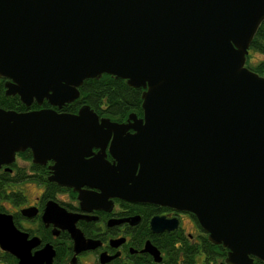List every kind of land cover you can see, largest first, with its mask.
<instances>
[{"label": "water", "instance_id": "obj_1", "mask_svg": "<svg viewBox=\"0 0 264 264\" xmlns=\"http://www.w3.org/2000/svg\"><path fill=\"white\" fill-rule=\"evenodd\" d=\"M263 19L264 0H0L5 95L60 108L102 74L141 89V116L125 123L87 105L0 108V165L28 149L34 163L54 162L48 179L81 205L183 210L226 250L223 264L264 263V76L245 66ZM33 244L0 213L1 249L47 263L51 252L30 254Z\"/></svg>", "mask_w": 264, "mask_h": 264}, {"label": "flooded vegetation", "instance_id": "obj_2", "mask_svg": "<svg viewBox=\"0 0 264 264\" xmlns=\"http://www.w3.org/2000/svg\"><path fill=\"white\" fill-rule=\"evenodd\" d=\"M36 106L31 110L52 108L61 112L49 105ZM104 158L112 161L107 147ZM53 163H34L26 149L0 165V173L10 176V182L0 188V213L10 216L26 241L35 240L30 254L44 247L46 255L51 252L47 263L42 264H182L186 247H195L194 264L201 263L205 254L201 241L206 233L191 213L116 197L81 205L78 192L48 179L53 174ZM29 186L34 193H29ZM80 189L88 194L99 193L86 185ZM154 219L158 220L152 227ZM225 255L224 249L218 264H223ZM0 264H18V260L0 248ZM252 264L264 263L253 258Z\"/></svg>", "mask_w": 264, "mask_h": 264}, {"label": "trees", "instance_id": "obj_3", "mask_svg": "<svg viewBox=\"0 0 264 264\" xmlns=\"http://www.w3.org/2000/svg\"><path fill=\"white\" fill-rule=\"evenodd\" d=\"M247 52L245 66L256 74L264 76V19L257 27ZM251 53H256L260 58L251 59ZM3 83L4 79L0 78V108L16 112L37 108L35 102L25 107L16 95H5ZM140 93V88L129 87L122 79L102 74L97 78L83 80L78 87L77 98L61 106L59 111L74 113L80 106L87 105L99 117L120 122L130 113L136 116L141 115ZM41 105L48 106L46 101H42ZM27 155L29 157V153ZM8 182H10V176L7 173H0V188ZM201 243L205 254L200 264H218L217 259L223 256L224 249L206 239H203ZM183 252L185 257L182 264H194L195 247H186Z\"/></svg>", "mask_w": 264, "mask_h": 264}, {"label": "rangeland", "instance_id": "obj_4", "mask_svg": "<svg viewBox=\"0 0 264 264\" xmlns=\"http://www.w3.org/2000/svg\"><path fill=\"white\" fill-rule=\"evenodd\" d=\"M260 58V56L259 55H257L256 53L254 54H252L251 53V59H259ZM28 190H29V193H34L35 192V189L33 188V187H28Z\"/></svg>", "mask_w": 264, "mask_h": 264}]
</instances>
